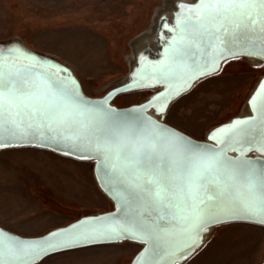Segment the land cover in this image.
I'll use <instances>...</instances> for the list:
<instances>
[{"label": "water", "instance_id": "water-1", "mask_svg": "<svg viewBox=\"0 0 264 264\" xmlns=\"http://www.w3.org/2000/svg\"><path fill=\"white\" fill-rule=\"evenodd\" d=\"M190 9L178 10L162 48L136 74L143 89L158 92L126 108L111 102L134 89L128 83L90 98L69 67L0 45V151L34 147L94 161L98 184L114 203L110 212L41 237L0 227V264H39L121 242L143 245L132 264H184L216 227L264 226V79L249 100L253 112L205 141L164 121L173 102L226 61H264V0H200L195 13Z\"/></svg>", "mask_w": 264, "mask_h": 264}, {"label": "rangeland", "instance_id": "rangeland-1", "mask_svg": "<svg viewBox=\"0 0 264 264\" xmlns=\"http://www.w3.org/2000/svg\"><path fill=\"white\" fill-rule=\"evenodd\" d=\"M176 1L0 0V45L19 42L55 59L73 71L87 97L103 98L126 84L143 45L157 34L158 16L173 9ZM262 79L264 62L228 60L219 73L173 102L164 121L205 141L216 128L248 116L249 100ZM157 92L121 93L111 104L139 105ZM113 209L98 184L94 161L34 147L0 151L1 228L41 237ZM142 250L141 244L121 242L63 252L39 264H132ZM263 263L264 226L240 222L214 228L184 264Z\"/></svg>", "mask_w": 264, "mask_h": 264}, {"label": "bare ground", "instance_id": "bare-ground-1", "mask_svg": "<svg viewBox=\"0 0 264 264\" xmlns=\"http://www.w3.org/2000/svg\"><path fill=\"white\" fill-rule=\"evenodd\" d=\"M199 2H200V0H191V1L177 0L174 3L175 5L174 6L172 5L173 9L170 8L169 11L160 13V15L157 18L158 27L161 28L160 34L159 35L156 34L151 39H149V42L146 45H143V50L140 54L137 55V62H136L133 70L131 71V73L129 74V76L125 82V83H128L130 85V87L134 88V89L129 90L130 92L145 88L144 87L145 83H139L140 81H142V79H139V77L136 76V74H140V72L144 68L149 67L151 51H156V48L153 49V47L156 46L157 49L162 48V46H163V44H162V42H163V39H162L163 31L165 34L169 33V32H166V30H167V28H171L173 26L172 21L173 20L177 21L180 18V15L182 14V12L178 13V10L183 6H186V7L190 6L191 7L190 10H192L195 13L196 7L199 4ZM6 45H8V44H6ZM9 46H11V47H13V49H17V50H20V48H23V49L25 48L19 42H16L14 44H9ZM257 61L258 62L259 61L264 62L262 60H257ZM61 73L64 75V74H66V71L64 72V70H61ZM259 85H260V83L257 85V87ZM135 87H139V88H135ZM247 111L249 113L253 112L250 104L248 105ZM205 239H206V237H205Z\"/></svg>", "mask_w": 264, "mask_h": 264}, {"label": "crops", "instance_id": "crops-1", "mask_svg": "<svg viewBox=\"0 0 264 264\" xmlns=\"http://www.w3.org/2000/svg\"><path fill=\"white\" fill-rule=\"evenodd\" d=\"M36 149V148H35ZM41 150H44V149H41ZM55 154H57V153H55ZM61 156V155H60ZM64 157V156H63ZM65 158H68V157H65ZM69 159H71V158H69ZM83 162V161H82ZM1 227V226H0ZM3 228V227H2ZM54 229H51V230H49L47 233H49L50 231H53ZM15 233H17V232H14V234ZM47 233H45V234H47ZM45 234H43V235H45ZM17 235V234H16ZM18 235H20V236H23V233L22 234H18Z\"/></svg>", "mask_w": 264, "mask_h": 264}]
</instances>
